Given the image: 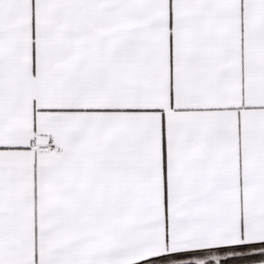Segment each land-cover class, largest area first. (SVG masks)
<instances>
[{
	"label": "snow or ice",
	"instance_id": "1",
	"mask_svg": "<svg viewBox=\"0 0 264 264\" xmlns=\"http://www.w3.org/2000/svg\"><path fill=\"white\" fill-rule=\"evenodd\" d=\"M0 264H264V0H0Z\"/></svg>",
	"mask_w": 264,
	"mask_h": 264
}]
</instances>
